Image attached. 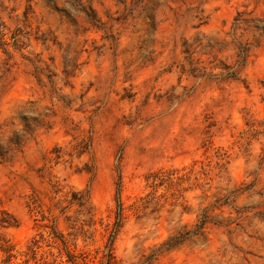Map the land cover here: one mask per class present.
<instances>
[{
    "label": "clouds",
    "instance_id": "obj_1",
    "mask_svg": "<svg viewBox=\"0 0 264 264\" xmlns=\"http://www.w3.org/2000/svg\"><path fill=\"white\" fill-rule=\"evenodd\" d=\"M218 4L219 0H0V199L11 201L13 208L36 196H47L56 204L54 194L60 188L71 190L68 178L77 165L86 161L94 172L99 162L118 170L120 153L113 158V146L137 143L149 122L141 106L117 101L115 93L126 74L138 75L146 66L149 75L168 73L165 87L175 88H168L167 101L161 104L166 109L171 103L187 104L188 89L214 88L231 80L248 50L258 53L264 65V0H229L222 14L213 11ZM209 17V25L201 27ZM34 36L45 42L43 46ZM96 45L101 47L93 53ZM85 47L88 58L81 63ZM53 56L54 62L48 59ZM180 80L187 88L182 90ZM119 124L127 127L111 136L110 130ZM61 133L66 136L57 164L47 150ZM192 175L198 178L186 185H166L160 189L162 196L151 197L157 211L150 227L140 230L135 249L129 245L121 252L123 260L133 251L140 257L159 251V246L145 248L144 241L166 236L185 264H232V249L244 247L248 238L227 231L224 218L231 210L213 208L219 207L221 190L234 187L235 180ZM33 182L41 191L30 195L25 186ZM85 183L90 187L91 179ZM59 196L71 204L63 192ZM88 196V188L78 193L85 203ZM115 199L119 215L118 195ZM256 201L264 207V195L253 196ZM32 211L39 209L33 205ZM208 224L218 227L209 229ZM256 228H264V221L253 220L249 231ZM259 256V264H264V249Z\"/></svg>",
    "mask_w": 264,
    "mask_h": 264
},
{
    "label": "rangeland",
    "instance_id": "obj_2",
    "mask_svg": "<svg viewBox=\"0 0 264 264\" xmlns=\"http://www.w3.org/2000/svg\"><path fill=\"white\" fill-rule=\"evenodd\" d=\"M120 2L116 0V3ZM228 3L229 0H219L213 11L225 13L226 8L222 6ZM115 19L119 21V17ZM210 22L211 17L205 19L201 27H207ZM223 23L225 21L221 20ZM85 35L92 38V33ZM33 40L40 46L45 43L35 36ZM92 42L95 44L94 39ZM84 43L87 45L88 40ZM97 47L101 46L96 45L91 51L95 53ZM88 52L89 48L85 47L80 53L81 63L88 58ZM48 59L54 62L56 58ZM259 61L260 55L248 50L244 65L231 80L221 81L214 88L188 89L187 104L181 103L177 107L171 103L166 109H161V104L167 101L168 88H175V85L165 87L168 73L149 75L146 66L140 74H126L121 80L122 87L115 93L118 103L139 105L142 113L149 118L142 138L123 148L119 144L113 146V158L115 152L120 153L118 170L115 167L106 168L98 162L93 172V166L85 161L73 168L68 178L69 187L80 191L88 188L96 223L99 219L114 221L117 218L115 198L118 195L122 210L113 244L112 264H185L178 255L179 249L166 236L155 241L145 239V248L159 246L160 250L146 252L143 257L133 251L125 261L121 252L127 251L129 245L135 249L134 241L140 230L150 227V218L157 211L151 197L160 193L166 185L180 186L186 185L189 180H196L198 177L192 173L208 180L223 175H227L230 181L235 180L234 187L221 190L216 201L219 207H214L213 212L231 210L232 215L224 218L228 221L227 231L231 233L235 230L236 237L248 238L244 247L238 244L232 249L233 255L229 257L232 264H259V253L264 249V228L249 231L253 220L264 221L262 202H252L253 196L264 195V65ZM33 79L35 81L36 77ZM178 83L182 90L187 88L182 80ZM91 91L89 89V95ZM8 94V91L4 93L5 96ZM2 100L3 96H0ZM126 127V124L116 125L114 130H110V135L115 137L121 128ZM65 136L66 133L56 136L47 150L48 156L57 164L61 159ZM12 164L15 166V161ZM42 167L40 165L38 169ZM86 179H91L90 187L85 183ZM39 180L40 177H37L36 181ZM25 187L30 195L41 191L36 182L31 187ZM44 200L48 201L47 196H36L22 207L13 208L11 201L0 199V247L10 246L16 253L25 249L37 231V223L44 222L39 212L32 211V205L36 203L44 213ZM237 201L247 203L242 202L236 207ZM57 226L65 229L63 219L58 220ZM205 227L215 229L218 225L208 224ZM101 242V236L96 232L87 245L91 248ZM227 251L221 255H226ZM1 258L3 252L0 250ZM17 261H21L19 255L11 259L12 263ZM209 264L218 262L213 260Z\"/></svg>",
    "mask_w": 264,
    "mask_h": 264
},
{
    "label": "trees",
    "instance_id": "obj_3",
    "mask_svg": "<svg viewBox=\"0 0 264 264\" xmlns=\"http://www.w3.org/2000/svg\"><path fill=\"white\" fill-rule=\"evenodd\" d=\"M70 189L65 192L63 188H60L54 194L56 204H52L48 197V201L44 200V213L41 207V210L36 211L41 214L42 220L44 218V222L37 223V231L29 239L24 250L16 253L10 246L0 247L3 252L0 263L112 264L113 244L121 220V204H119V215L114 221L99 219L96 223L89 198L86 203L82 202L78 193L83 191L72 187ZM60 192H63L67 200L71 201L70 205L62 202ZM33 205L38 209L36 203ZM70 211L72 214L69 213ZM60 218L65 222V229L57 226ZM96 232L100 234L102 242L90 248L87 242L94 239ZM18 255L21 261L12 263L11 259Z\"/></svg>",
    "mask_w": 264,
    "mask_h": 264
}]
</instances>
